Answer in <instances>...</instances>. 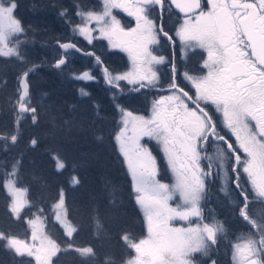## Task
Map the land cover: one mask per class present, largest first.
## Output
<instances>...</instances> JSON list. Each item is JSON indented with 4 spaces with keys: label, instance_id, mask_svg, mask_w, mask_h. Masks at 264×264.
I'll use <instances>...</instances> for the list:
<instances>
[{
    "label": "snow or ice",
    "instance_id": "6c2138e0",
    "mask_svg": "<svg viewBox=\"0 0 264 264\" xmlns=\"http://www.w3.org/2000/svg\"><path fill=\"white\" fill-rule=\"evenodd\" d=\"M207 5V11L201 0H100L99 9L77 5L75 15L82 22L71 30L89 46L95 41H107L108 48L126 52L132 68L123 73L109 69L94 50L82 49L73 41L57 40L61 53L52 67L62 70L70 51L91 57L95 71L74 73L73 78L86 82L102 78L112 90L114 107L120 113L114 139L130 173L134 201L143 212L147 231L138 242L128 234L121 237L135 252L126 264H196V254L208 257L226 239V229L219 220L205 216L201 202L207 181L222 173L228 179L221 191L228 194L229 182L239 191V216L250 226V231L236 242H229L232 264H264V219L257 220L249 214L253 201L243 183L246 175L256 198L264 203V0H207ZM172 7L183 14L174 34L162 22L164 13ZM16 8V0H0V57L27 63L19 38L27 30L15 16ZM114 10L134 18L135 27L126 28ZM59 14L66 23L70 22L67 9ZM14 36L17 38L12 40ZM161 41L172 46L178 41L185 51L204 50L206 58L201 68L206 71L198 75L184 72L181 79L176 64L156 54L155 46ZM165 64L170 66L166 89L160 83L157 67ZM38 67L33 64L17 77L15 98H10L13 132L0 134L6 146L18 141L25 119L30 118L32 124L38 122L29 82L30 74ZM125 84L137 92L158 89L164 94L152 102L150 115H134L119 103ZM79 91L82 96L90 95L84 88ZM144 138L160 145L175 176L174 183L161 181L158 159L142 143ZM36 144L33 138L30 146ZM209 144L220 146L215 162L205 154ZM53 159L57 172L66 167L58 156L53 155ZM21 163L18 158L10 169H3L0 188L5 193L9 217L14 221L23 218L30 235L25 239L0 231V243L18 257L31 258L28 264H53L54 257L69 250L94 256L90 246L74 248L68 243L62 247L52 237L47 230L46 209L35 204L28 187L19 183ZM69 184H79L78 177L73 175ZM176 199L179 203L173 206L170 202ZM26 210L31 211L30 216L24 215ZM52 213L51 219L71 241L77 228L68 219L63 188L58 190ZM173 221L186 222L187 226H175ZM211 264L217 261L213 259Z\"/></svg>",
    "mask_w": 264,
    "mask_h": 264
},
{
    "label": "trees",
    "instance_id": "16d2710c",
    "mask_svg": "<svg viewBox=\"0 0 264 264\" xmlns=\"http://www.w3.org/2000/svg\"><path fill=\"white\" fill-rule=\"evenodd\" d=\"M45 1L41 0V3ZM87 1L84 0V2ZM16 3L18 6L21 0H16ZM49 4L46 3L45 6ZM24 6L26 8L28 5L25 3ZM59 6L68 10L71 21L74 17L72 4L67 0V2L58 3L52 7L56 9ZM52 11L55 14V10ZM32 14H35L34 10ZM47 18H55V16L48 15ZM20 21L26 22L25 14L22 13ZM60 23L65 32L66 25ZM44 33L42 30L38 31L39 36H43ZM53 35V41H56L59 39L57 37L64 34L55 33ZM41 40H43L42 37ZM30 48L35 50L32 54L33 62L39 64L35 75L31 73L29 76L32 101L38 110V122L32 124L29 119L28 124L20 126L16 146L18 149H27L21 160L19 183L28 187L29 197L35 204L46 209L49 216L47 230L62 247H66L68 243H71L74 248L90 246L95 253L94 256H81L74 250L62 251L53 258V264H106V261L109 264H123L130 257V251L121 237L128 234L134 240L142 238L144 225L134 201L130 176L118 156L115 144L114 137L119 112L114 107V98L109 92L110 89L101 80L80 82L81 85L74 92L70 90L66 94L57 93L56 89L60 86V80L55 78L54 69L45 63L48 53L41 52L39 46H30ZM7 64V61H2L0 58V77L11 80L10 95L6 98L2 92L0 93V110L2 111L0 123L7 126L5 129H0V134H5L6 129L9 133L13 132L10 131L13 127L10 98L15 97L13 87L17 74H15L14 65H9L8 69L6 67L7 71L4 72ZM81 88L86 89L90 95L82 96L79 91ZM37 93L43 95V104L51 107L50 111L45 108L41 111L40 107L43 105L36 103ZM119 103L126 110L135 113L136 104L142 101H137L133 96L129 98L126 95H119ZM138 109L143 110L142 107ZM100 120L105 123L100 125ZM50 122L54 124V131L49 127ZM54 133L58 136L56 137L59 140L58 143L53 142ZM33 138L37 140V144L35 147H30L29 142ZM76 149L81 154L77 155L76 153L79 152H75ZM84 154L86 157L79 158ZM1 155L4 157V153ZM53 155L58 156L66 165L60 172L56 171V161ZM8 165L9 162L5 163L0 158L1 169L7 168ZM159 167L161 169L163 165ZM73 175L79 179V184L75 187L69 184ZM60 188L65 190L68 219L77 228L71 241L64 235L63 228L54 223L48 211L49 204L56 201ZM5 203V199L4 203L0 199V231L20 238H28L26 228L16 226L21 220L14 221L9 217ZM209 205L212 207L210 208ZM222 205L224 207L208 203L209 209L203 208L207 213L212 209L218 210L226 223H235L236 210H232L231 206L228 208L225 202H222ZM25 212L31 213L29 210ZM97 221L99 228H97ZM227 229L231 234L239 231V229L233 231ZM213 259L217 261V264H222L225 257L219 258L213 255ZM28 260L29 258L16 256L3 243H0V264H28Z\"/></svg>",
    "mask_w": 264,
    "mask_h": 264
},
{
    "label": "rangeland",
    "instance_id": "374dc122",
    "mask_svg": "<svg viewBox=\"0 0 264 264\" xmlns=\"http://www.w3.org/2000/svg\"><path fill=\"white\" fill-rule=\"evenodd\" d=\"M57 2L58 3H64V2H67V0H46L45 3H41V0H32V1L31 0H21V3H19L17 8H16V9H18V11L16 12V10H15V15L19 20L22 16V13L25 14V17H26V22L25 23L22 22V24L27 31L25 34H23L19 38L23 41V43L21 44V48H22V50L26 56L27 63H21V62L17 61L15 58L0 57L2 61L8 62V64L5 66L4 72L7 71L6 67L8 69L9 65L15 66V70H16L15 74H17V76L14 79V87H13V94L14 95H15V88L17 85V77L21 74V72L26 70L28 67H31L33 64L39 65L38 63L33 62V60H32V54H33V52H35V50L30 48V46H32V47L39 46L40 47L39 49L41 50V52L48 53V55H47L48 58L46 59L45 63L51 67L55 63V61L59 58L61 50L58 48L57 40L53 41V36H54L53 34H55V33H57L58 35L64 34L61 37H57V38H59L58 40H60V41L62 40L61 42L73 41V42H76L82 49L94 50L97 55H100L103 58L107 67L109 69H111L112 71H114L115 73H123V72L128 71L132 68L131 59L126 52L120 51L119 49L108 48L107 41H95L93 45L89 46L87 44V42L83 39V37H80L77 33L73 32L71 30L72 26H74L77 23L82 22L80 20V18L75 15L77 5H79L81 8H84V9H88V8L99 9L100 8V0H88L87 2H84V0L79 1V2L77 0H68V3H71L73 6V15H74V17L72 18L70 23H66L65 19L62 18L59 14L61 11L65 10L64 8L59 6L58 8L55 9L54 7H52L53 5L58 4ZM25 3L28 5V6H26V8L24 6ZM46 3H50V4L48 6H45ZM51 9L55 10V14H53V11ZM33 10H34L35 14H32ZM114 14H115V11H114ZM48 15H54L55 18L48 19L47 18ZM45 21L48 24L45 23ZM60 22H62L64 24V26L66 25L65 26V32H64L63 27L61 26ZM39 30H42L45 32L43 36H39V34H38ZM41 37L43 38V40H41ZM16 38L17 37H15V36L11 37L12 40H15ZM178 44H179V42H178ZM86 45L88 46L87 49L84 48V46H86ZM162 46H163V44L161 43L159 48H157V49L155 48L156 54L161 55L163 53V51H164V49H166V47L164 46L163 48H161ZM119 52L123 53V55H124V69L123 70L116 68V65L113 63L115 61L109 60V59L114 58L115 54L118 55ZM52 68L54 69V73H55L54 76H56L55 78L60 80L59 81L60 86L56 89V92L62 93V94H66V93L70 92V90L74 92L75 90H78L79 85H81L80 82H86V81H78V80L74 79L73 78L74 73L79 74L80 72H82L84 70H88V69H92L93 71H95V67H94V64L92 62L91 57L81 56L80 53L74 52V51L69 52V54L67 56V63L63 66L62 70H57L54 67H52ZM35 73H36V71L33 72L32 74L35 75ZM159 74H161V73H159ZM97 75H99V72H97ZM36 79H37V77H36ZM100 80L103 82V84L107 88H109L104 83L102 78ZM65 85H67V86L64 87ZM10 86H11V80L10 79L8 80L5 77H0V93L2 92V94L6 98L11 93ZM66 88L68 90H66ZM129 88H132V87L125 84L123 91L132 92L129 90ZM109 92L112 94L111 89L109 90ZM122 94L123 93H121V92L119 93V95H122ZM36 98H37L36 103L39 104L40 106L43 105L40 107L41 111L44 110V108H45V110H48V111L51 110V107L43 104V101H44L43 95H40V93H37ZM154 100L155 99H151L150 101H148L146 98L143 111L136 113V110H135L136 114L135 113H133V114L134 115H144V116L150 115L152 102ZM32 105L34 106L33 101H32ZM145 107H146V110H145ZM1 112L2 111L0 110V113ZM218 116H219V114H218ZM12 117H13V127L11 128L10 131H13V128H14V116H13V114H12ZM29 119L30 118L25 119L21 123V125L22 124L23 125L28 124ZM220 122L222 124V118H220ZM8 123H10L9 120H8ZM104 123H105V121H102V120L99 121L100 125L104 124ZM53 125L54 124H52L50 122L49 127H50V129L52 128L51 129L52 131H54ZM116 126H117V129H116V133H117V131L120 127V113L118 114V123H116ZM6 127H7L6 124L0 123V129H5ZM5 134H11V133H9V130L6 129ZM56 137L58 138V136H56L54 133V139H53L54 143L59 142V140H57ZM53 142H51V144L55 145ZM142 143H145L148 147L150 146V148L153 144V148L154 149L157 148L156 150L158 151V153L161 155L163 154L161 152L160 145H158L154 140H149L147 138H144L142 140ZM115 144H116V147L118 150V156L121 158V160H122V162H123V164H124V166L128 172L127 165L123 161V158H122L121 154L119 153L118 143L116 141H115ZM5 147H6V150H5ZM17 147L18 146H16V143L14 145L11 143H7V146H6V142L4 140H2L0 143V158H2V160H4L5 163L9 162V165L7 166L8 169H10L12 163L15 162L16 159L20 158L22 160V158L25 154V151L27 149V148L18 149ZM219 147H220L219 145H215L213 147L215 149L212 151V153L206 154L208 157L213 158V162H215V157L217 155ZM74 151L79 152L78 149H76ZM2 153H4V157L1 155ZM76 154L77 155L81 154V152L76 153ZM83 156L86 157L84 154L82 156H79V158H81ZM162 163H163V168L160 171L159 177L161 176L164 179H161V181L164 183H169V184L174 183L175 182V176L171 172V170L168 168L165 159H164V161H162ZM205 166H206V162H205ZM128 174L130 176L129 172H128ZM2 179H3V169L0 168V180H2ZM19 179H21L20 175H19ZM130 179H131V177H130ZM227 179H228V176H226L222 173L219 177H214V178L210 179L209 181H207L205 199L202 200L201 203H202L203 207L208 208V203H212L215 206L224 207L222 205V202H225L227 206H231L232 210H236L237 217H236L235 223H233V224L229 223V227H226V225L224 224V222H226V220H224V218H222L221 213L218 210L212 209V211L208 212V213L205 212V210H204V214L206 217H208L209 219L214 217L215 219L219 220L224 225V227L226 229V238H230L231 242L234 243V242H236L238 237H241L242 234L250 231V226L247 225L244 221H242V219L239 216L238 208H239L240 202L242 200V197L240 196L239 191L237 189H235V187L230 182L227 185L228 194H225V192L221 191V188H222V186H224L225 180H227ZM247 179L248 178L245 175L243 177V183H244V187L246 189H248V187L251 188L250 184L247 183ZM131 188H132V183H131ZM248 192H249L250 201H253L249 204V207H248L249 214L257 220L264 219V203L260 202V200L258 198H256L255 192H253L250 189H248ZM0 196H1L0 199L4 203V199L6 201V198L5 197H4V199L2 198L3 196H5V193H4L2 188H0ZM170 203H172L173 206H175L177 203H179V200L176 199V200L171 201ZM52 204L53 203H50L49 207H48V211L51 215L53 214L52 213ZM5 206L7 208V201L5 203ZM137 207H138L139 212L141 214L143 225H144V236L142 237V238H144L147 235L145 220H144L142 210L139 208L138 205H137ZM209 207L211 208L212 205H209ZM24 215L30 216L31 213L25 212ZM172 223L175 226H187L186 222H183V221H173ZM55 224L58 225L59 227H61L58 223H55ZM18 225H19L18 228H24V229L26 228V231H28V234L30 235V232L27 228V225L24 223L23 218L21 219V222L19 224H17L16 226H18ZM230 227H233L234 229H239V231L233 232V234H234L233 235V234L228 232L227 228H229V231L234 230V229L232 230ZM18 231H19V229H18ZM63 232H64V229H63ZM139 239H141V238H139ZM139 239H137L135 241L138 242ZM220 244H222V243H219V245ZM229 246H230V244L228 245V247ZM128 250L130 251V257L127 260H129L135 256L134 250H132L130 248H128ZM215 250L211 251L208 257H205L202 254H196L195 255L196 264H211V260H213V255H215ZM220 253H224V251L222 250V251H220ZM230 257H231L230 264H232L231 248H230ZM229 258L224 259V262L222 264H229V262H228ZM30 259L31 258H29V260ZM26 260L27 259H25V261ZM127 260H125L123 262V264H126ZM28 261H27V263H28ZM32 264H35V262L32 261Z\"/></svg>",
    "mask_w": 264,
    "mask_h": 264
},
{
    "label": "flooded vegetation",
    "instance_id": "af4514ba",
    "mask_svg": "<svg viewBox=\"0 0 264 264\" xmlns=\"http://www.w3.org/2000/svg\"><path fill=\"white\" fill-rule=\"evenodd\" d=\"M201 4L202 7L205 9V11L208 10V5H207V1L206 0H201ZM115 11V15H117V17L121 20L122 24L126 27V28H131V27H135V20L132 17H129L126 13L121 12L119 10H114ZM154 18H155V14H154ZM183 16L179 15L173 8H171L169 11L165 12L163 15V24L165 26V29L167 31H169L170 34H174V31L176 29V27H178V21H182ZM161 43L163 44V46L161 48H163L164 46L166 47V49H164L163 53L161 55L165 56L169 61H173L176 64V67L178 69V71L181 73V79H183L182 74L184 72H189L191 74L194 75H198L201 74L202 72L206 71L204 69L201 68V65L203 63V59L206 58V52L202 49H189L187 51H185V49L180 45L177 44L175 46H172L170 44H168L166 41H161ZM160 43V44H161ZM160 46V45H159ZM159 46H155V48H159ZM84 48H88V46H84ZM91 50V49H90ZM81 56H85L82 53H80ZM109 59V58H108ZM116 65V68H119L121 70L124 69V55L123 53L119 52L118 55L115 54V57L112 59H109ZM159 68V73L160 74V83L163 85V88L166 89L167 85H168V81H169V77H170V66L165 64V65H160L157 66ZM186 83V81H185ZM130 91L132 92H126V91H121V93H123L122 95H126L130 98V96H133L137 99V101L142 103H137L136 104V113L142 112L143 110L138 109L139 107H142L144 109V105H145V100L147 98L148 101H150L151 99H157L159 97V95L164 94V91L162 90H158V89H146V90H142V91H134L132 88H129ZM146 110V107H145ZM214 111V109H213ZM135 113V114H136ZM218 116V114H216ZM219 117V116H218ZM254 123V122H253ZM215 145L209 144L206 147V153H212V151L215 149L213 148ZM150 148V146H149ZM151 148H153V144L151 146ZM150 148V149H151ZM157 149V148H156ZM156 149H151L153 154L157 157L158 161L162 162L164 161L163 158V154H159L158 151ZM251 186V185H250ZM248 189L251 190L250 187H248ZM229 208V206H227ZM223 216V215H221ZM224 218V217H222ZM224 224H226V227H229V223L224 222ZM231 239L230 238H226L221 240L220 245L217 246L216 250H215V257H225V259H228L230 257V246L227 247L230 243ZM224 251V253H220V251ZM230 260L231 257L229 258L228 262L230 264Z\"/></svg>",
    "mask_w": 264,
    "mask_h": 264
},
{
    "label": "water",
    "instance_id": "95a60500",
    "mask_svg": "<svg viewBox=\"0 0 264 264\" xmlns=\"http://www.w3.org/2000/svg\"><path fill=\"white\" fill-rule=\"evenodd\" d=\"M172 8H173V9H174L179 15L183 16V14L180 13L178 9H175L174 7H172Z\"/></svg>",
    "mask_w": 264,
    "mask_h": 264
},
{
    "label": "bare ground",
    "instance_id": "6f19581e",
    "mask_svg": "<svg viewBox=\"0 0 264 264\" xmlns=\"http://www.w3.org/2000/svg\"><path fill=\"white\" fill-rule=\"evenodd\" d=\"M64 72V71H63ZM58 73V72H57Z\"/></svg>",
    "mask_w": 264,
    "mask_h": 264
}]
</instances>
